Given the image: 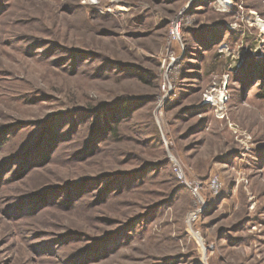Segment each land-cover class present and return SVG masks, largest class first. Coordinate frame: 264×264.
Wrapping results in <instances>:
<instances>
[{
  "label": "rangeland",
  "instance_id": "rangeland-1",
  "mask_svg": "<svg viewBox=\"0 0 264 264\" xmlns=\"http://www.w3.org/2000/svg\"><path fill=\"white\" fill-rule=\"evenodd\" d=\"M0 264H264V0H0Z\"/></svg>",
  "mask_w": 264,
  "mask_h": 264
}]
</instances>
